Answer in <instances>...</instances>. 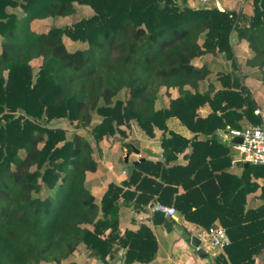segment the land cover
Returning a JSON list of instances; mask_svg holds the SVG:
<instances>
[{
  "label": "trees",
  "instance_id": "16d2710c",
  "mask_svg": "<svg viewBox=\"0 0 264 264\" xmlns=\"http://www.w3.org/2000/svg\"><path fill=\"white\" fill-rule=\"evenodd\" d=\"M244 3L0 0V264H60L82 244L105 263L120 249L123 264L149 263L158 251L151 227L121 233L119 224L122 206L147 211L151 202L174 206L203 229L225 227L231 242L212 264H255L264 254V183L256 180L264 165L239 161L240 174L233 172L235 150L221 137L263 122L244 79L254 73L264 86V0ZM76 5L90 15L47 29L34 24L71 16ZM232 36L251 50L244 74ZM66 37L81 45L69 49ZM208 54L230 67L202 88L212 69L196 60ZM163 87L169 100L157 107ZM57 119L87 135L69 137L50 124ZM117 133L130 150V133L160 135L162 155L129 165L98 197L90 186L99 170L94 153ZM179 153L186 163L170 164ZM255 192L262 202L249 207Z\"/></svg>",
  "mask_w": 264,
  "mask_h": 264
},
{
  "label": "crops",
  "instance_id": "0c3cea01",
  "mask_svg": "<svg viewBox=\"0 0 264 264\" xmlns=\"http://www.w3.org/2000/svg\"><path fill=\"white\" fill-rule=\"evenodd\" d=\"M222 140L225 144L231 146L233 143L232 140H228L223 137L221 133ZM130 146H135L139 153L133 152L131 149L130 152L124 153L122 156V171L119 175V178L115 182H121L126 178L129 173L128 166L131 164H138L139 162L145 160L147 157L158 160L162 155V150L160 148V135H157L154 138L146 137L141 138L139 136H132L128 138ZM104 142V141H103ZM190 149L187 150L189 152ZM128 155V162L125 161V157ZM178 158L172 163H186V158H184V153H179ZM143 158V159H142ZM238 158V153L235 151L233 163L231 170L235 173L240 174L242 168L238 166L239 161H235ZM120 161V160H119ZM138 161V163H134ZM126 164V166L124 165ZM259 184L264 183V179H256ZM182 190V189H181ZM103 192V191H102ZM95 194V193H94ZM102 194V193H101ZM96 195V194H95ZM262 200L258 196V192L252 193L248 198V206L256 207L260 205ZM152 203L149 204V210H136L132 207L122 206L120 208V230L123 233L126 229L135 230L140 223H146L151 227L153 233L158 242V251L153 259V261L146 264H212L213 256L220 252L218 248H213L208 245L206 238V229H203L200 226L192 224L185 220V218L178 212L173 216L166 215V219L169 221L171 226V231H167L162 225L153 223V208L150 207ZM198 238L201 240V246L209 253L206 257H201L196 253V248L192 244V238ZM124 249H120L117 253V257L114 259L107 258V263L101 261L100 259L90 256L89 250L82 244L77 250L68 258L63 260L60 264H117L121 259ZM212 255V258L209 255ZM123 261V260H122ZM42 264H55L52 262H43ZM140 264V263H137ZM255 264H264V254L255 257Z\"/></svg>",
  "mask_w": 264,
  "mask_h": 264
},
{
  "label": "rangeland",
  "instance_id": "374dc122",
  "mask_svg": "<svg viewBox=\"0 0 264 264\" xmlns=\"http://www.w3.org/2000/svg\"><path fill=\"white\" fill-rule=\"evenodd\" d=\"M187 2L189 5L194 7L203 6V5H207V6L216 5L220 9H224V8L238 9L241 8L242 6L244 7L247 6V4L244 3V0H235V1L210 0L208 3H199L195 0H187ZM76 6H77V11L75 14L71 16L59 17L56 19L46 18L43 20H37L34 22V24L37 28L47 29L52 25H71L77 22L78 20H80L81 18L90 15L91 10L89 7L80 6V5H76ZM231 42L234 48L236 60L239 64H242L243 66V68L240 69V72L244 74L245 60L251 54V50L247 46L246 42L238 41L237 37L235 36H232ZM66 43L69 49H74L81 45L79 42L75 43L67 37H66ZM203 60L209 62L212 71L209 74L208 78L201 82L202 88L207 87L210 80L215 81V79L217 78V71L226 70L230 67L229 63H227V61H225V59L221 55L214 56L212 54H208L202 59H197L196 62L198 64H201ZM31 64L33 68L37 70L41 64V58L32 60ZM244 81L248 85L249 91L253 96L254 100L264 111V86L262 85L261 81L254 73L246 76ZM169 92L170 95L173 96H176L178 94L175 89H170ZM127 94H128L127 91L123 90L120 93L119 97L125 98ZM168 100H169V95L166 93V89L163 87L159 93V98L156 104L157 107L165 106ZM50 124L55 127L65 128L68 132L69 137L73 134L74 131L87 135L86 129H76L74 124H72L67 119L53 120ZM126 128L127 126H122L123 130H126ZM130 135L132 134L130 133ZM124 140L125 139H123V137L119 133H117L111 138L109 137L107 140H104V142L100 144V149H101L100 153L98 152V150L97 152L94 153V157L99 162V170L95 175L91 176L90 186L92 192L95 193L98 197H100L101 193L104 192L110 181L115 182V180L119 178V175L123 168L122 166L123 163L121 162L122 156L124 155V153L131 151L128 148V146L123 143ZM228 140H232V139L228 138ZM124 165L126 166V164ZM207 244L209 245V243ZM209 257L212 258V255L210 254Z\"/></svg>",
  "mask_w": 264,
  "mask_h": 264
},
{
  "label": "built area",
  "instance_id": "2783aa9c",
  "mask_svg": "<svg viewBox=\"0 0 264 264\" xmlns=\"http://www.w3.org/2000/svg\"><path fill=\"white\" fill-rule=\"evenodd\" d=\"M199 3H208L210 0H195ZM255 114L262 117V124H247L241 128L231 129L224 138H241V142L232 143V148L238 153L235 161H242L249 165H264V111L260 106L255 109ZM153 209L163 211L168 216L177 213L174 206L155 203ZM206 238L213 248L223 250L231 239L227 230L220 223H215L206 230Z\"/></svg>",
  "mask_w": 264,
  "mask_h": 264
},
{
  "label": "water",
  "instance_id": "95a60500",
  "mask_svg": "<svg viewBox=\"0 0 264 264\" xmlns=\"http://www.w3.org/2000/svg\"><path fill=\"white\" fill-rule=\"evenodd\" d=\"M233 142L235 143H239L241 142V138H233ZM132 150L135 153H139V150L132 145ZM143 159V158H142ZM125 161L128 162V155H126L125 157ZM134 163H138V161H135ZM249 165V164H246ZM151 208L154 207V203H152L150 205ZM153 223L154 224H158V225H162L163 228H165L167 231H171V226L169 224V221L166 219V215L163 211L160 210H153ZM192 244L193 246L196 248V253L201 256V257H206L209 253L205 250L204 247L201 246V240H199L198 238L193 237L192 238ZM117 264H123V261H119Z\"/></svg>",
  "mask_w": 264,
  "mask_h": 264
}]
</instances>
